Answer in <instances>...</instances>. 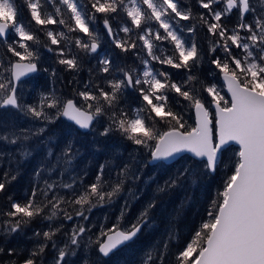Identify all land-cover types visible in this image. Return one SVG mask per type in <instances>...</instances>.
<instances>
[{
    "label": "snow or ice",
    "instance_id": "6c2138e0",
    "mask_svg": "<svg viewBox=\"0 0 264 264\" xmlns=\"http://www.w3.org/2000/svg\"><path fill=\"white\" fill-rule=\"evenodd\" d=\"M23 3L37 26L59 27L46 31L50 43H45L31 30L30 23L19 19L21 9L17 0H0V44L5 46V56L0 57V110L4 113L15 110V116L42 125L22 127L0 116V165L6 156L9 164L15 154L25 160L30 158L34 147L29 142L46 148L35 169L30 195L24 202L7 196L8 210H0V236L19 233L37 218L49 224L48 230L42 232L43 240L38 239L22 259L16 249L0 246V264H45L49 247L55 255L48 264H70L67 258L77 256L82 238L91 228L73 224L69 232H64L67 237L64 246L58 247L54 238L64 230V221H73L75 217L87 221L94 208L114 204L129 181L132 184L139 181L142 167L170 168L183 159L181 154L185 152L192 154L194 163L214 173L224 163V155L232 143L239 146L235 153L238 159L219 193L215 211L207 213L210 219L193 232L174 258L169 253L170 242L176 236L166 229L165 238L141 252L138 264H264V0H197L207 13L196 14L191 4L182 0H88L87 3L23 0ZM89 5L94 11H90ZM233 10L238 17L235 25L229 27L223 21ZM120 13L127 19H121ZM100 19L115 48L125 54L131 52L138 63L121 65L107 55L99 56L100 36L96 26ZM193 20L196 22L181 23ZM204 29L207 36L214 38L207 52L197 38L198 31ZM121 31L125 34L123 38L119 36ZM40 47L53 53L56 62L66 66L65 70L79 71L84 57L96 54L92 58L97 60V67L89 69L90 78L82 90L74 92L75 98L64 97L53 88L41 92L33 103L25 101L19 85L22 78L41 70ZM209 53L216 54L210 63L222 75L230 100L221 95L217 84L205 83L198 75L199 66ZM166 68L183 70V78L179 71L174 74ZM93 71L105 74L101 83L92 80ZM56 74L53 68L51 75ZM174 75L178 78L173 79ZM128 96L138 100L139 106L131 110L121 107V101ZM184 102L195 112L194 127H186ZM209 106L215 108V133ZM61 118L86 132L103 125L99 136L119 134L135 146L133 153L121 165L114 159L100 164L91 183H84L86 171L84 176L73 174L66 181L63 177L73 171L80 151L73 139H66L56 152L50 145L52 137L45 138L49 126ZM8 146H15V153L6 151ZM141 150L148 154L147 161L139 159ZM113 172L115 179L111 178ZM17 174L18 170L14 174L11 168L0 174V194L8 192ZM53 174L60 179L52 180ZM194 175L191 165L186 163L169 174L163 184L154 176L149 180L157 185L155 193H167L182 187ZM155 193L129 220L141 194L128 188L116 222L110 228L101 225L95 239L87 237L86 253L95 245L100 255L109 257L134 244L145 227L153 226ZM70 208L75 210L74 214ZM34 236L41 237V232H34ZM81 264H91L87 254L81 257Z\"/></svg>",
    "mask_w": 264,
    "mask_h": 264
},
{
    "label": "trees",
    "instance_id": "16d2710c",
    "mask_svg": "<svg viewBox=\"0 0 264 264\" xmlns=\"http://www.w3.org/2000/svg\"><path fill=\"white\" fill-rule=\"evenodd\" d=\"M45 0H42V3ZM88 0H85L87 3ZM182 3H190L193 9V13L205 12L207 10L202 9L198 6L197 0H182ZM18 6H20L21 19L25 24H31V30L37 32L40 39L45 43H50L47 41L45 33L48 29H56L59 26L48 25V26H37L34 21L31 20L30 9L26 7L23 0H17ZM49 11H53L50 5L45 4ZM146 7V6H145ZM90 9V5H89ZM90 11H94L91 10ZM121 19H127L124 13L119 14ZM98 17H102L103 14H97ZM238 13L233 10V13L227 17L223 22L228 26L233 27L237 21ZM102 19L97 23V32L99 36L104 40L102 47L99 49L103 56L107 55L115 61L116 64L131 66L134 63H138L132 53L125 54L120 51V49L115 48V45L109 41L106 34L101 26ZM193 20L191 22H181V23H195ZM83 36L82 33H77ZM120 37H124L125 34L121 31L119 32ZM206 29L200 30L197 33L198 42L203 43L205 46ZM209 37V36H208ZM134 38V37H133ZM210 39H214L210 37ZM11 42V38H9ZM106 42V43H105ZM105 43V44H104ZM165 46L171 47L164 42ZM101 45V44H100ZM53 48L57 46H52ZM74 52H78V49H73ZM41 58L38 67L41 69L36 74L30 76L29 78L23 80V85L21 87L23 96L26 102L33 103L39 98V94L46 90L55 89L58 94L63 95L67 98H75L74 92L76 90H82L84 84L89 80V69H96L97 60L93 59L96 54H89L84 57L83 53H80L81 57H84L83 64L79 71L75 70H65L66 66L59 65L56 62V56L53 53L47 51L46 48L40 47ZM10 55V54H8ZM5 56V46L0 44V57ZM102 56V57H103ZM12 59H15L14 57ZM159 67V65H157ZM49 69L48 72H44L43 69ZM55 68L57 74L55 77L51 75V70ZM166 70L173 72L174 74L179 71L180 78H183V70H175L166 68ZM219 70L215 68V65L211 64L210 61L202 62L199 66L198 75L201 80L205 83L217 82L221 86V91L223 95L227 97L224 92L223 85L220 81V75H218ZM105 74H97L95 71L92 72L91 78L95 83H101V77ZM176 75L173 79H177ZM19 85V86H20ZM127 95V94H126ZM174 95V94H173ZM206 96V93H203ZM182 99V98H181ZM210 99V97H209ZM185 107L182 109L186 127H194V114L193 110L187 107V102H184ZM139 106V101L134 100L133 97L128 96L127 100L121 101V107H127L129 110L134 109ZM15 110L9 109L7 113L0 110V116L5 119L13 120V122L19 124L20 126L27 127L28 123H31L35 127L42 126L39 122H31L26 117H17L14 115ZM213 132H214V116H213ZM161 130H166V127L157 125ZM103 130V125H97L96 133L93 134L89 132H81L71 123L66 122L61 118L56 124L49 126L48 131L45 133V138L48 136L52 137L50 142L51 146H54V151L59 152L60 148L66 139H73L75 142V147L79 149L80 155L74 161V169L71 173L65 174L64 180H68L70 175L79 174L84 176V172H87V176L84 177V183L88 184L94 181L98 166L109 159H114L117 165H121L129 159V154L133 153L134 145L130 142L124 141L119 134H114L112 137H101L98 135L99 131ZM97 134V135H96ZM94 137V138H93ZM33 145V155L28 159H22L18 154L14 155L13 162L8 163L9 158L6 156L0 165V174L8 168H11L13 173H17V178L9 186L8 192L6 194H0V210L7 211L9 203L7 201V196H12L13 199L24 202L26 197L30 195L31 188L34 184V172L39 164L41 158L45 155L46 148L41 145L40 147H35V141L29 142ZM6 151H11L15 153V146H8ZM238 152V148L234 145H230L228 151L224 155V163L220 165L216 172L206 171L202 165H197L194 163V158L188 154L182 155L183 159H178L175 164L170 168H156L153 165H148L147 167H142L141 179L135 184L129 181L125 185V192L121 197L116 198L114 204H105L103 207L94 208L89 214V219L87 221L80 220V218L75 217L73 221H64L65 228L58 234L54 239L57 241L59 246H64L67 237L64 232H69L76 223H82L86 227L91 228V232L85 233L82 238L81 248L77 252L76 257H68L70 264L75 262V264H81L80 252L85 251L84 244L87 242V237L91 235L93 239L99 235L100 227L103 225L105 228H110L115 222L116 217L119 216L120 206L123 204V196L127 194V189L132 188L141 194V199L136 202L129 214L128 219H132L138 214L140 207L150 198H152L157 187L155 182L149 180V177H155L160 184H163L164 180L167 179L168 175L174 173L177 168H182L186 163L191 165L195 175L187 180L182 187H177L167 193H155L157 199V207L153 211L152 227H145L140 234L138 240L127 247H122L115 253L111 254L109 257H103L100 255L95 248V245L88 250L86 253L88 258L91 260V264H138V257L141 252L149 245L161 241L165 238L166 229L171 230L176 239L170 242V253L169 255L174 258V254L181 250L185 246V242L188 241L195 230H199L203 222L210 219L208 216V211H215V203L219 202V193L224 190V185L227 181L228 176L232 174V167L235 161L238 159L235 153ZM148 154L141 150L139 159L142 161H147ZM16 161H19L17 163ZM106 178L108 177V172L105 173ZM112 179H115V173H112ZM52 180L60 179L58 174H53ZM67 192V190H64ZM63 194V193H62ZM74 214V209H69ZM127 222V221H126ZM49 221L41 220L37 218L30 225L23 228L19 233L12 234L11 236H0V246L7 248H14L20 253L19 258H23L27 254V250L33 248V246L39 240H43L42 232L48 230ZM41 232V237L37 238L34 236V232ZM86 252V251H85ZM55 255L54 251L49 247L46 249L45 263H48L50 259Z\"/></svg>",
    "mask_w": 264,
    "mask_h": 264
},
{
    "label": "rangeland",
    "instance_id": "374dc122",
    "mask_svg": "<svg viewBox=\"0 0 264 264\" xmlns=\"http://www.w3.org/2000/svg\"><path fill=\"white\" fill-rule=\"evenodd\" d=\"M229 27H231V25H228ZM207 38L205 39V46H204V51L205 52H207V48H208V46H209V43H210V37H208V36H206ZM101 41H102V38L100 37V44H101ZM238 51V50H237ZM221 55H222V53H220ZM214 55H216V54H212V53H209L204 59H203V61L202 62H204V61H206V62H208V61H211V59L213 58V56ZM100 57H102L103 56V54L100 52V55H99ZM212 83H215V84H217L218 85V87H219V89H220V93H221V95H223V93H222V91H221V86H220V84L219 83H217V82H212ZM223 85V84H222ZM20 88L21 87H23V85H20L19 86ZM208 99H209V97H208ZM210 100V99H209ZM206 106H208V105H206ZM210 107V111L212 112V118H213V116H214V111L212 110V108H211V106H209ZM13 121V120H12ZM31 123H28V126L30 125ZM24 127V126H23ZM96 130H97V126H96ZM96 130L95 131H91L93 134H95L96 133ZM97 135V134H96ZM94 138V137H93ZM58 247H62V246H59L58 245ZM55 253V252H54ZM86 255V252L85 251H83L82 253L80 252V257H83V256H85ZM52 259V258H51ZM51 259H50V261H51ZM45 264H48V263H45Z\"/></svg>",
    "mask_w": 264,
    "mask_h": 264
},
{
    "label": "water",
    "instance_id": "95a60500",
    "mask_svg": "<svg viewBox=\"0 0 264 264\" xmlns=\"http://www.w3.org/2000/svg\"><path fill=\"white\" fill-rule=\"evenodd\" d=\"M101 24H102V26H103V23H102V22H101ZM103 29H104V27H103ZM104 31H105V33H106V29H104ZM108 38L111 40L110 37H108ZM34 74H36V73L30 74L28 77H24V78H22V81L25 80V79H27V78H29L30 76H32V75H34ZM220 81H221V83L223 84V89H224L225 94L227 95V97H228L229 100H230V93H228V91H227V86H226V84H225L224 81H223V77H222V75H220ZM211 108H212V110L214 111V133H215V108H214V106H211ZM193 114H194V123H195L196 117H195V112H194V110H193ZM62 119H64V120H65L66 122H68V123H71L74 127H76V128H77L78 130H80L81 132H86V130L79 129L78 126H76V125L74 124V122H72V121H68L66 118H62ZM231 145L236 146V147L238 148V150H239V146L236 145L235 143H232ZM184 154H188V155L192 156L191 153H187V152L182 153L181 156L184 155Z\"/></svg>",
    "mask_w": 264,
    "mask_h": 264
},
{
    "label": "flooded vegetation",
    "instance_id": "af4514ba",
    "mask_svg": "<svg viewBox=\"0 0 264 264\" xmlns=\"http://www.w3.org/2000/svg\"><path fill=\"white\" fill-rule=\"evenodd\" d=\"M101 26H102V24H101ZM102 28H103V26H102ZM103 31H104V29H103ZM104 33H105V31H104ZM106 34V33H105ZM107 36V35H106ZM107 38H108V36H107ZM109 39V38H108ZM109 41H111L110 39H109ZM103 42H104V40H102L101 41V45H100V47L98 48V51H99V49L102 47V44H103ZM106 43V42H105ZM104 43V44H105ZM89 57V56H88ZM111 255V254H110Z\"/></svg>",
    "mask_w": 264,
    "mask_h": 264
}]
</instances>
